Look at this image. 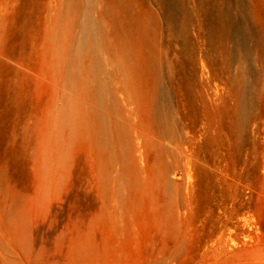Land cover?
Wrapping results in <instances>:
<instances>
[{
  "label": "rangeland",
  "instance_id": "obj_1",
  "mask_svg": "<svg viewBox=\"0 0 264 264\" xmlns=\"http://www.w3.org/2000/svg\"><path fill=\"white\" fill-rule=\"evenodd\" d=\"M0 264H264V0H0Z\"/></svg>",
  "mask_w": 264,
  "mask_h": 264
}]
</instances>
